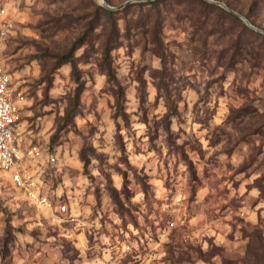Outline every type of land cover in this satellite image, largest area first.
Here are the masks:
<instances>
[{
  "label": "clouds",
  "instance_id": "1",
  "mask_svg": "<svg viewBox=\"0 0 264 264\" xmlns=\"http://www.w3.org/2000/svg\"><path fill=\"white\" fill-rule=\"evenodd\" d=\"M94 2L0 0V264H259L264 71L189 25L109 72Z\"/></svg>",
  "mask_w": 264,
  "mask_h": 264
},
{
  "label": "rangeland",
  "instance_id": "2",
  "mask_svg": "<svg viewBox=\"0 0 264 264\" xmlns=\"http://www.w3.org/2000/svg\"><path fill=\"white\" fill-rule=\"evenodd\" d=\"M109 1L110 5L117 6L127 0ZM222 1L225 2L226 0ZM227 1L233 2L235 6L238 9H241L243 12H246L251 7V12L255 15L257 22L264 27V3H262L260 6H257L254 4V0ZM102 7H104L102 0H95L94 6L86 9L85 15L87 16V35L85 38L87 39L91 37L94 30L99 29L102 34V39L100 42L103 45L105 39L104 26L106 13L101 9ZM129 13L130 17L134 18V21L131 23V25L135 29H133L130 34H126V20L122 18L123 13L118 14V17H121L119 18L118 23L122 31V37L119 46H127L129 53H131L137 52L141 48H147L148 44L151 43L148 36L142 33V29L137 27V21L140 19L143 20L146 14H149L150 16H156L157 12L155 9L150 8V6H134L129 10ZM159 13L162 16L164 23L161 34L162 40L167 35H170L173 32L179 33L184 29H188L189 25H192L198 31L211 32L214 34V44L218 49H222L219 51L218 63L225 72L235 69L242 61H248L255 70L264 71V42H262L263 49H258L255 47V44H250L246 51L237 53L231 48L232 42L236 39L238 32L241 30L240 23L235 18L221 14L216 9L206 7L197 0H167L164 3H161ZM92 21L94 22L92 23ZM96 23H99V25L95 28L94 26ZM247 38L250 42L252 41L251 37ZM253 40L255 41V38ZM141 55H143V53H141ZM117 95L122 96L123 89H120L117 92ZM172 111L174 112L175 108H173ZM125 119H127V117H125ZM181 155L185 160L188 159L183 153H181ZM191 167L194 166H190V168ZM146 179V176L143 178L138 177V183H140L145 188V190H147V184L145 183ZM261 180L264 181V177H262ZM112 195L118 205L120 212L127 216L128 219L134 221V216L124 209L123 205L120 203L119 197H117L114 192ZM128 195H131V193H128ZM220 211H223V209H220ZM240 222L244 223L243 220ZM19 231L22 232L23 229L21 228ZM242 231L244 232V236L249 237L252 241V243L249 245L250 255H257L259 264H264V218H260L257 225H247L246 229H242ZM229 239H232V237L229 236ZM13 241L14 238L9 232L7 238L4 240L5 249L9 253L14 246ZM65 246L67 248L65 256L68 257L70 261L74 262L78 258L79 252L72 248L71 244L68 242H65ZM218 254L221 255L224 264H235L231 254L224 246L218 250Z\"/></svg>",
  "mask_w": 264,
  "mask_h": 264
},
{
  "label": "trees",
  "instance_id": "3",
  "mask_svg": "<svg viewBox=\"0 0 264 264\" xmlns=\"http://www.w3.org/2000/svg\"><path fill=\"white\" fill-rule=\"evenodd\" d=\"M166 1L167 0H149V1L134 2L119 10H110L105 7L101 8L106 13L105 26H104L105 39L103 42V47H104L103 61L104 64L108 66L109 72H111L112 70V65L109 62V54L115 46L120 45V40L122 37V31L118 23L119 18L121 17H118V14L123 13L122 18L126 20L125 33L130 34V32L135 28H133V26L131 25V23L134 21V18L130 17L129 10L134 6H138V7L150 6V8L156 10L157 12L156 16H150L149 14H146L143 20L142 19L138 20L137 27L141 28L142 33L148 36L151 44L153 45L152 48L153 51L161 52V53L163 52V40L161 34L163 31L164 23H163V18L159 13V11H160L161 3H164ZM197 1H199L201 4H204L206 7L218 10L221 14L235 18L240 23L241 30L240 32H238L236 39L232 42L231 45V48L234 49L235 52L239 53L246 51V49L250 44L251 45L255 44L256 48L263 49L262 42H264V33L252 29L238 15L234 14L233 12L225 9L224 7L216 3H212L208 0H197ZM218 1H222V0H218ZM107 2L109 3L110 1L107 0ZM224 3H226L233 10L237 12L239 11V13L244 15L246 18H248L252 24H254L259 28L261 27V29L264 30V27L257 22L255 15L251 12V7L246 12H243L241 9H238L235 6V4L231 1L226 0ZM262 3H264V0H254V4H256L257 6H260ZM93 22L94 21H92V23ZM98 25L99 23H96L94 27L96 28ZM247 37H251L252 41L250 42ZM254 38L255 41L253 40ZM112 78L115 79L114 76Z\"/></svg>",
  "mask_w": 264,
  "mask_h": 264
},
{
  "label": "water",
  "instance_id": "4",
  "mask_svg": "<svg viewBox=\"0 0 264 264\" xmlns=\"http://www.w3.org/2000/svg\"><path fill=\"white\" fill-rule=\"evenodd\" d=\"M140 1H149V0H127L124 3H122L120 5H117V6L110 5L107 2V0H102V3L104 5V7L107 8V9H110V10H119V9H122V8H124L125 6H127V5H129L131 3L140 2ZM208 1H210L212 3H216V4L224 7L225 9L233 12L234 14H236L240 18H242L249 27H251L252 29H255L256 31H259V32L264 33V30L263 29H261V28L255 26L254 24H252L251 21L248 18H246L244 15L240 14L239 12L233 10L232 8H230L226 3L222 2V1H218V0H208Z\"/></svg>",
  "mask_w": 264,
  "mask_h": 264
}]
</instances>
